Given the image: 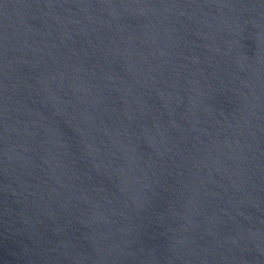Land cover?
Masks as SVG:
<instances>
[{
  "label": "water",
  "instance_id": "obj_1",
  "mask_svg": "<svg viewBox=\"0 0 264 264\" xmlns=\"http://www.w3.org/2000/svg\"><path fill=\"white\" fill-rule=\"evenodd\" d=\"M0 264H264V0H0Z\"/></svg>",
  "mask_w": 264,
  "mask_h": 264
}]
</instances>
